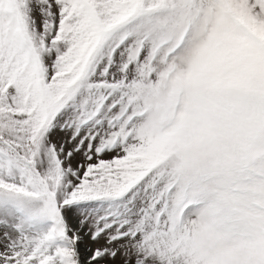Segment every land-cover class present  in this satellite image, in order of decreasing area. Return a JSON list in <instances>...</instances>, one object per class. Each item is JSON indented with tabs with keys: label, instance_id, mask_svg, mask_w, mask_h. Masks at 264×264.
Segmentation results:
<instances>
[{
	"label": "snow or ice",
	"instance_id": "snow-or-ice-1",
	"mask_svg": "<svg viewBox=\"0 0 264 264\" xmlns=\"http://www.w3.org/2000/svg\"><path fill=\"white\" fill-rule=\"evenodd\" d=\"M0 264H264V0H0Z\"/></svg>",
	"mask_w": 264,
	"mask_h": 264
}]
</instances>
